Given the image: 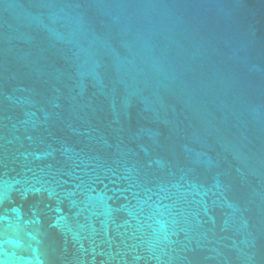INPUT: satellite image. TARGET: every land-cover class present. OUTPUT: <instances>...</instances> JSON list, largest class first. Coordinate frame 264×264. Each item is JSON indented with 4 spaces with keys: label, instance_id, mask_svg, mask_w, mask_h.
<instances>
[{
    "label": "water",
    "instance_id": "obj_1",
    "mask_svg": "<svg viewBox=\"0 0 264 264\" xmlns=\"http://www.w3.org/2000/svg\"><path fill=\"white\" fill-rule=\"evenodd\" d=\"M0 264H264V0H0Z\"/></svg>",
    "mask_w": 264,
    "mask_h": 264
}]
</instances>
